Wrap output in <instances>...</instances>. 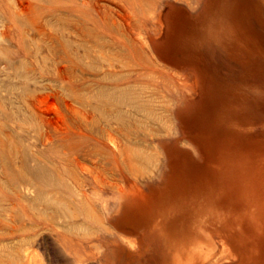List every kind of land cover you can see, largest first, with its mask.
Masks as SVG:
<instances>
[{
    "label": "rangeland",
    "instance_id": "1",
    "mask_svg": "<svg viewBox=\"0 0 264 264\" xmlns=\"http://www.w3.org/2000/svg\"><path fill=\"white\" fill-rule=\"evenodd\" d=\"M208 1L0 0V264H177L191 241L214 257L227 234L219 216L264 204L262 188L220 189L215 163L200 186L155 197L172 182L164 151L201 163L185 119L211 86L222 101L212 125L244 138L264 183V4L237 39L202 19L188 61L153 48L171 10L196 22ZM138 191L151 197L146 220L124 221Z\"/></svg>",
    "mask_w": 264,
    "mask_h": 264
},
{
    "label": "bare ground",
    "instance_id": "2",
    "mask_svg": "<svg viewBox=\"0 0 264 264\" xmlns=\"http://www.w3.org/2000/svg\"><path fill=\"white\" fill-rule=\"evenodd\" d=\"M261 4H264V0H209L206 9L208 17L202 15V18L197 19L196 22L182 10L175 8L170 11L166 18L165 22L168 26L165 38L162 42L153 45V48L172 65L181 61H188L192 57L193 28L202 19L208 18V21L211 22L210 27L214 28L219 25L224 28L223 34L218 35V37L225 40L237 39L245 30L242 26H252V17L259 14L258 6ZM122 16L125 22L131 23L132 14L130 12L124 11ZM250 30L251 34L248 36L255 41L258 40L259 32L254 28ZM186 36L191 40L184 43L183 38ZM155 40L156 38L154 43ZM139 42L142 45L147 43L143 38H139ZM208 89L209 91L204 92L200 98L188 102L190 106L185 119L188 134L198 146L202 161L199 164L189 155L179 153L175 149L171 152L164 151L166 158L171 157L172 182L166 191L157 194L155 197L158 196L162 200H167L171 199L176 192H187L200 186L206 181L207 174H213L210 173V166L214 163L217 164L216 169L218 171L215 174L219 175L220 189H240V191L241 189H249L251 196L257 195L256 188L264 190V183L257 174H252L244 162L249 158V155L242 152L243 147L238 142L244 138L236 136L239 140L233 137H231L233 140L223 139L224 134H231L230 130H221L212 125L214 112L222 101L219 96H216L217 93L213 94L212 86ZM150 135L152 141L159 138L155 129L150 130ZM110 141L114 146H118V140L115 136L111 135ZM242 145L250 146L248 143ZM131 159L134 163L137 158L133 156ZM157 159L161 161V156H157ZM84 169L86 168L84 167ZM89 172L91 173V171ZM121 192L123 191L121 190ZM121 196L122 198L125 197L124 192ZM136 197L137 203L123 216L124 221L140 223L146 220L140 216V213L147 205L151 204L149 203L151 197L148 198L141 191H138ZM252 203L253 208L250 207L244 218L236 219L228 215L219 216L218 221L221 224L218 232H227L226 240L219 251V255L210 257L203 245L191 241L190 243L194 245L187 248L184 258L182 256L175 258L176 263L210 264L226 259L235 261L237 264H264V241H262L264 239V204L258 199H254ZM156 213L158 211L151 213L153 218L156 217ZM158 229L160 228L158 227ZM258 240L262 242L259 246L256 244Z\"/></svg>",
    "mask_w": 264,
    "mask_h": 264
}]
</instances>
